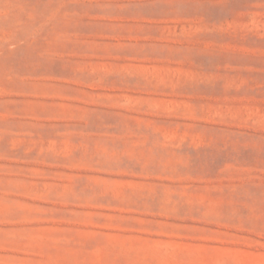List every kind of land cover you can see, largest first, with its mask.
Instances as JSON below:
<instances>
[{"label":"rangeland","instance_id":"374dc122","mask_svg":"<svg viewBox=\"0 0 264 264\" xmlns=\"http://www.w3.org/2000/svg\"><path fill=\"white\" fill-rule=\"evenodd\" d=\"M0 264H264V0H0Z\"/></svg>","mask_w":264,"mask_h":264}]
</instances>
